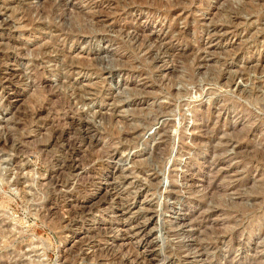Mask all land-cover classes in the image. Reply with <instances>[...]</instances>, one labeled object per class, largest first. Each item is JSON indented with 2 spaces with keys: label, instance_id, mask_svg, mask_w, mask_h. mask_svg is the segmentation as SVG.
<instances>
[{
  "label": "rangeland",
  "instance_id": "obj_1",
  "mask_svg": "<svg viewBox=\"0 0 264 264\" xmlns=\"http://www.w3.org/2000/svg\"><path fill=\"white\" fill-rule=\"evenodd\" d=\"M143 1L0 0V264H264V0Z\"/></svg>",
  "mask_w": 264,
  "mask_h": 264
},
{
  "label": "bare ground",
  "instance_id": "obj_2",
  "mask_svg": "<svg viewBox=\"0 0 264 264\" xmlns=\"http://www.w3.org/2000/svg\"><path fill=\"white\" fill-rule=\"evenodd\" d=\"M144 1H146V0H144ZM144 1H143V2H144ZM150 1H151V0H150ZM150 1H149V2H150ZM147 2H148V1H147ZM136 3H138V0H129V4H128V5L131 6V5H134V4H136ZM139 3H140V2H139ZM177 3H178V2H177ZM179 3H180V2H179ZM179 3H178V4H179ZM145 4H146V3H145ZM149 4H150V3H149ZM149 4H147V5H149ZM151 4H152V5H155L156 9L159 10V11H157V13H156V14L159 15V17L162 16V17H164L165 19H167V20H169V21H170V20H171V21H175V20H176V19L174 18V16H175L176 13L171 12V7L173 6L172 3H171V0H170V1H169V0H167V1H165V0H152V1H151ZM151 4H150V5H151ZM174 4H175V2H174ZM48 8H49V6H48ZM161 9H163V10H161ZM262 9H263V6L261 7V4L251 5V6H247V5H246V6H244L240 11H241V12L249 13V15H250V14H252V15L254 14L255 16H261V15H262V12H260V10L262 11ZM33 12H34V11H33ZM47 12H48V11H47ZM47 12H46V13H47ZM29 15H30V17H31V14H27V16H26V17H27V18H26V21L29 22V23H27V24H30V23L32 24V23H33V20L31 19L32 17L29 18ZM47 15H50V14L47 13ZM78 15H79V14H78ZM84 15H85V14H84ZM45 16H46V14H45ZM81 17H82V16H81ZM85 17H86V16H85ZM44 20H45V19H44ZM235 20H236V19H235ZM237 20H238V19H237ZM24 21H25V20H24ZM80 21H81V20H80ZM91 21H92V20H91ZM71 22H72V21H71ZM84 23H85V22H84ZM237 23H238V22H237ZM237 23H236V24H237ZM27 24H26V25H27ZM31 24H30V25H31ZM74 24H75V23H74ZM26 25H25V26H26ZM30 25H27V27H28V26L30 27ZM25 26H24V27H25ZM34 26H35L37 29H38V28H39V29H42V28L38 27L37 25H34ZM84 26H85V25H84ZM41 27H42V26H41ZM126 27H127V26H126ZM43 28H44L45 30H46L47 28H48V29H49V28H50V29H54L55 32H57V33H61V32H62V31L60 30V28H58V26L56 27V26H54V25H52V24H51L50 26H45V27H43ZM82 28H83V27H82ZM87 28H88V27H87ZM83 29H84V28H83ZM114 29H115V28H114ZM114 29H113V30H114ZM54 30H53V31H54ZM65 30H66V29H65ZM85 30H86V29H85ZM121 30H122V29H121ZM32 31H33V30H32ZM69 31H70V30H69ZM118 31H119V30H118ZM134 31H135V34H136V35H138V34L141 35V34H142L141 37L143 36V33H144V32H143V29H135ZM48 32H49V31H48ZM76 32H78V31H73L72 33L67 34V35L65 34V35H66V38H68L67 40L70 41L71 39H73V35H74ZM121 32H122V31H121ZM121 32H120V33H121ZM128 33H129V32H128ZM234 33H235V32H234ZM50 34H51V33H50ZM125 35H126V34H125ZM134 36H135V35H134ZM145 36H146V35L143 36V39H144ZM127 37H128V36H127ZM135 37H136V36H135ZM147 37H148V36H147ZM147 37L145 38V40L150 38V37H149V38H147ZM79 38H80V37H79ZM228 38H229V37H228ZM130 39H131V38H130ZM130 39H129V40H130ZM140 39H141V38H140ZM143 39H142L141 41H143ZM132 40H133V39H132ZM132 40H131V41H132ZM145 40H144V41H145ZM146 41H147V40H146ZM150 42H152V41H150ZM141 43H142V42H141ZM152 43H153V42H152ZM152 43H151V44H152ZM154 43H155V41H154ZM51 44H52V43H51ZM145 44H146V43H145ZM52 45H53V44H52ZM139 45H140V44H139ZM160 45H161V44H160ZM137 46H138V45H137ZM142 46H143V45H142ZM142 46H141V47H142ZM147 46H148V45H147ZM141 47H140V48H141ZM158 47H159V45H158ZM162 47H163V46H162ZM138 49H139V47H138ZM159 49H160V48H159ZM161 49H162V48H161ZM163 49H164V47H163ZM166 49H167V47H166ZM162 51H163V50H162ZM164 51H166V50H164ZM167 53H168V52H167ZM229 53H230V52H229ZM168 54H169V53H168ZM178 54H179V53H178ZM229 55H230V54H229ZM229 55H228V56H229ZM234 55H235V54H234ZM171 57H172V56H171ZM174 57H175V56H174ZM174 57H173V58H174ZM90 59H92V58H90ZM85 61H86V63H87V62L89 61V57H88V59H86ZM92 63H93V61H92ZM94 64H95V63H94ZM94 64H93V65H94ZM78 65H79V64H78ZM257 65H258V64H257ZM260 66H261V65H260ZM253 67H254V66H253ZM76 70H77V69H76ZM260 70H261V69H260ZM230 79H231V78H230ZM228 82H229V81H228ZM232 82H233V81L231 80L230 83H232ZM230 83H228V85H229ZM239 89H240V88H239ZM138 92H139V91H138ZM79 95H80V94H79ZM76 97H77V96H76ZM78 97H79V98H78L79 101H81L80 96H78ZM263 109H264V108H263ZM101 117H102V116H101ZM101 120H102V119H101ZM104 121H106V120H104ZM104 121H103V122H104ZM111 121H112V118L109 117V122H111ZM124 121H125V122H124ZM124 121H123V122H124V124H125V126H126V120H124ZM121 122H122V121H121ZM127 124H128V123H127ZM129 125H130V124H129ZM129 125H128V126H129ZM244 132H245V131H244ZM244 134H245L244 136H246L248 133H244ZM133 135H134V133L132 132L131 135L128 134L127 137H130V136H133ZM210 135L213 136L214 134H212V133L210 134V132H206V134H205L204 136H205V137H209ZM241 135H242V134H241ZM116 136H117V135H116ZM224 136H225V135H224ZM117 137H118V136H117ZM236 137H237V136H236ZM239 138H243V137H242V136H239ZM250 138H251V137H250ZM236 139H237V138H236ZM131 140H132V139H131ZM131 140H130V141H131ZM224 142H225V141L221 142L220 145H222ZM211 150H212V149H211ZM215 150H217L216 147H215ZM245 150H246V149H245ZM251 150H252V149H251ZM238 153H239V152H238ZM239 154H240V153H239ZM261 154H262V156H264V155H263V154H264V151H262ZM262 156L260 155V157H262ZM0 234H1V233H0ZM3 235H4V234H3Z\"/></svg>",
  "mask_w": 264,
  "mask_h": 264
}]
</instances>
